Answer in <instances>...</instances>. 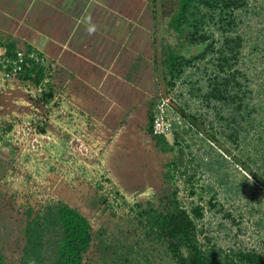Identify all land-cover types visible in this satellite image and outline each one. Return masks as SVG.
I'll list each match as a JSON object with an SVG mask.
<instances>
[{"label":"rangeland","instance_id":"obj_1","mask_svg":"<svg viewBox=\"0 0 264 264\" xmlns=\"http://www.w3.org/2000/svg\"><path fill=\"white\" fill-rule=\"evenodd\" d=\"M145 1L158 56L150 114L160 96H170L174 90V110L169 114L173 130L167 139L172 149L161 151L151 139L144 156L138 143L129 144L127 149L123 146L121 160L111 161L110 147H90L86 131L77 137L67 124V112L61 121L54 112L60 104L42 103L36 85L27 88L29 104L4 98L0 102L4 264H21L26 211L32 208L36 213L57 201L77 208L91 221L96 237L85 264H115L113 249L127 253L130 246L135 264H180L154 235L147 234L141 222L144 217L139 215V209H147L149 203L160 208L173 192L190 214L201 209L202 216L192 215L200 243L215 244L228 253L256 249L264 256V0H247L236 9V23L227 31L221 28V10H214V19L208 16L204 29L211 34L207 44L213 42L220 49L227 35L241 36L239 53L225 72L218 68V53L198 58L173 86L165 79L168 48L192 57L207 45H189L170 27L177 0ZM232 72L238 84L228 88L227 99H209L215 80ZM104 185L110 188L104 190Z\"/></svg>","mask_w":264,"mask_h":264},{"label":"crops","instance_id":"obj_2","mask_svg":"<svg viewBox=\"0 0 264 264\" xmlns=\"http://www.w3.org/2000/svg\"><path fill=\"white\" fill-rule=\"evenodd\" d=\"M146 5L145 0H0V53L36 48L59 59L63 73L50 87L60 88L68 101L67 124L76 135L86 131L90 147H110L111 161L121 160L123 146L138 143L144 156L149 140L156 143L148 128L158 56ZM5 84L0 102L16 97L20 105L30 103L27 88L35 85L30 78ZM65 111L54 107L61 121Z\"/></svg>","mask_w":264,"mask_h":264},{"label":"trees","instance_id":"obj_3","mask_svg":"<svg viewBox=\"0 0 264 264\" xmlns=\"http://www.w3.org/2000/svg\"><path fill=\"white\" fill-rule=\"evenodd\" d=\"M247 0H177V11L170 20V27L187 40L189 45L206 44L205 49L192 57H187L168 48L164 61L165 79L167 84H174L176 78L184 75L185 69L198 58H206L208 54L218 53V68L225 72L226 66H231V61L240 51L242 37L227 35L220 49H215L213 42L207 44L211 34L204 29L207 18L214 19V10L220 9V21L222 29L227 31L235 24L234 11L244 7ZM226 11H229L227 15ZM230 29V28H229ZM36 66L26 68L21 76L31 78L35 85H39L44 76L41 69ZM31 74L35 76L32 77ZM170 76V78H168ZM236 73L222 75L220 80H215L210 91L209 99L224 101L227 99V90L236 80ZM235 85V84H234ZM54 91L47 83L46 90L41 96L45 104L53 98ZM153 114L149 116V133L152 134L159 146V150L172 149L167 138L153 132ZM170 175H168L169 177ZM264 182V180H261ZM164 204V203H162ZM147 209H139V215L144 217L141 222L147 229L148 235H154L166 251L180 264H264L262 252L251 249L232 250L224 252L215 244L199 242L196 223L193 216H202L201 209L195 208L190 214L184 209L173 192L168 197V202L160 206L148 204ZM193 215V216H192ZM23 230V246L21 248V264H85V254L93 245L95 234L93 233L90 219L77 208L63 201L45 204L43 208L34 213L32 208L26 211V221ZM103 233V230L100 231ZM103 241V240H102ZM107 248L111 246L105 245ZM114 246V245H112ZM127 253L116 247L113 249L115 264H127L132 262L130 253L134 252L132 246ZM139 255V253L136 252ZM0 264H4L3 255L0 254Z\"/></svg>","mask_w":264,"mask_h":264},{"label":"built area","instance_id":"obj_4","mask_svg":"<svg viewBox=\"0 0 264 264\" xmlns=\"http://www.w3.org/2000/svg\"><path fill=\"white\" fill-rule=\"evenodd\" d=\"M33 66H36L37 69H41L44 76L42 82L36 85V87H38L37 91L41 94L43 90H46L48 82L53 83V80L63 73V66L59 59L51 57L49 54L36 48H17L14 50L13 54H8L7 52L0 53V89L4 87L3 84L8 79H19L26 71V68H32ZM31 76L34 77L35 75L31 74ZM169 95L170 96H166V94H163L160 96L159 103L154 110L152 125L154 134L163 135L167 139L172 135L173 130V123L169 114L174 110V104L171 101L174 90L170 91ZM67 102L62 90L58 88L54 91L53 98L50 99L48 105L51 106L54 103L60 104L62 109L67 112V107L65 108ZM70 113L78 116L76 111H70ZM109 188L110 187L107 188V186L104 185V190ZM110 192L113 194L112 191Z\"/></svg>","mask_w":264,"mask_h":264},{"label":"bare ground","instance_id":"obj_5","mask_svg":"<svg viewBox=\"0 0 264 264\" xmlns=\"http://www.w3.org/2000/svg\"><path fill=\"white\" fill-rule=\"evenodd\" d=\"M127 165V164H126Z\"/></svg>","mask_w":264,"mask_h":264}]
</instances>
